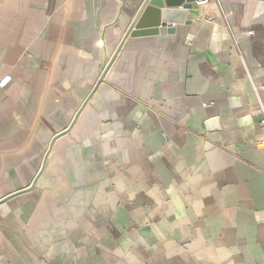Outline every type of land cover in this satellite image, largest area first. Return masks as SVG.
I'll return each instance as SVG.
<instances>
[{"label": "crops", "instance_id": "1", "mask_svg": "<svg viewBox=\"0 0 264 264\" xmlns=\"http://www.w3.org/2000/svg\"><path fill=\"white\" fill-rule=\"evenodd\" d=\"M145 4L0 0V264H264V0Z\"/></svg>", "mask_w": 264, "mask_h": 264}, {"label": "water", "instance_id": "2", "mask_svg": "<svg viewBox=\"0 0 264 264\" xmlns=\"http://www.w3.org/2000/svg\"><path fill=\"white\" fill-rule=\"evenodd\" d=\"M142 13L128 32L132 37L154 36L174 33L171 24L184 23L188 15H199L196 0H145ZM215 122L211 119L206 126Z\"/></svg>", "mask_w": 264, "mask_h": 264}, {"label": "built area", "instance_id": "3", "mask_svg": "<svg viewBox=\"0 0 264 264\" xmlns=\"http://www.w3.org/2000/svg\"><path fill=\"white\" fill-rule=\"evenodd\" d=\"M209 1L210 0H196V3L199 7H201V6H205ZM11 79L12 78L9 75L3 77L2 80L0 81V87L7 86L10 83ZM263 123H264V119H263Z\"/></svg>", "mask_w": 264, "mask_h": 264}]
</instances>
